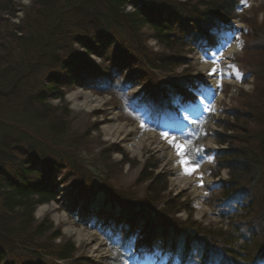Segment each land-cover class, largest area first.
Wrapping results in <instances>:
<instances>
[{"label":"trees","instance_id":"trees-1","mask_svg":"<svg viewBox=\"0 0 264 264\" xmlns=\"http://www.w3.org/2000/svg\"><path fill=\"white\" fill-rule=\"evenodd\" d=\"M239 1L32 0L24 17L16 23L11 20L16 11L9 8L10 0H0V45L6 48V52L0 53V99H5L0 114L23 96L26 110L36 120L44 122L52 135L63 134L69 124L70 110L65 104H51L45 89L55 92L56 98L63 102L59 72L75 67L90 71L72 48L73 43L80 45L86 54L100 55L103 49L110 52L112 59L126 60L131 66L155 68L158 64L157 68L172 70L183 62L173 63L176 59L173 56L149 49L145 43V26L164 49L172 52L178 45H190L189 38H197L198 32L206 33L215 25L216 18L232 17ZM128 4L134 9L127 10ZM247 22L249 36L242 72L252 74L254 87L250 94L244 95L233 114L236 120L231 129L233 135L219 141L227 143L228 148L219 152L220 161L214 172L218 175L225 168L230 174L228 188L221 190L213 205L216 216L229 221L228 229L190 224L176 234L173 227H155L145 212L135 213L129 205L120 213L122 220L130 221L145 234L153 233L154 244L175 253L182 263L256 264L264 255V19L260 23L255 18ZM17 53L21 55L14 66ZM41 73L45 77L38 79ZM43 79L47 80L44 88ZM25 80L24 86L29 88L21 90ZM175 84L182 87L181 83ZM105 92L111 93L107 89ZM109 152L105 155L102 151L99 155L103 165L110 163ZM35 154L51 168L64 166L67 171L83 175L80 178L86 187L90 182L87 172L71 154L56 155L52 149L38 148L35 143L25 146L22 136L3 133L0 136V264H24L27 260L38 263L44 256L80 264L74 257V243L47 218L37 221L34 217L37 204L56 198L55 190L34 167ZM124 163L130 160L124 157L114 165ZM148 168L150 171L146 172ZM155 168L147 164L139 176L141 182L150 180L147 195L151 200L167 189L165 177L156 175ZM169 205V202L165 204L167 213L175 214L179 210L170 209ZM109 248L113 255L110 264L113 261L122 264L125 259L121 247L110 245ZM55 261L53 264H58Z\"/></svg>","mask_w":264,"mask_h":264},{"label":"rangeland","instance_id":"rangeland-1","mask_svg":"<svg viewBox=\"0 0 264 264\" xmlns=\"http://www.w3.org/2000/svg\"><path fill=\"white\" fill-rule=\"evenodd\" d=\"M132 1L130 0V3ZM191 1L195 3L199 0ZM10 2L9 8L16 11L11 20L17 23L24 17L32 0ZM140 4L137 2L136 5ZM248 4L249 6L245 7L239 1L232 17L216 18L215 25L206 33L198 32L197 38H189L190 45H178L172 52L164 49L152 35L149 27L145 26L143 29L146 34L145 43L149 49L173 56L176 58L173 63L183 62L172 70L157 68L158 64L155 68L150 65L131 66L126 60L112 59L110 52L103 49L100 55L86 54L80 45L73 43L72 48L85 61L90 71L75 67L59 72L60 87L64 91L63 102L56 98L55 92L45 89L51 104H65L70 110L69 124L63 134L52 135L44 122L36 120L26 110L22 101L23 96H19V101L15 105L1 112L0 136L9 132L14 136H22L25 146L27 143H35L38 148H47L48 151L52 149L56 155L71 154L87 172L90 182L86 187V182L80 178L83 175L78 176L75 172L67 171L64 166L51 168L37 154L34 155V167L56 192L54 200L35 206L34 217L37 221L47 218L66 239L74 243L76 247L74 257L78 263L110 264L109 259L113 255L109 246L112 245L121 247L127 264L143 263L136 261L140 257L136 252L139 246L144 248L147 256L163 257L165 264H193L180 262L175 253L154 244L153 233L145 234L130 221L122 220L120 213L125 205L132 207L135 213L145 212L155 227L158 225L164 228L173 227L176 234L190 224L215 230L228 229L229 221L217 217V210L213 205L219 198L221 190L228 188L230 174L225 168L219 170L218 175H214V172L220 161L219 152L228 148L227 143L219 141L233 135L231 129L236 124L233 114L238 111L244 95L250 94L254 87L252 74L244 75L242 72V59L249 36L247 20L255 18L260 23L264 19V0H248ZM126 9L131 10L132 7L127 5ZM163 16H167L166 12H163ZM222 34L232 36V46L237 49L234 61L227 63L232 76L216 78L223 83L220 89H201L198 84L189 80L193 75L192 64L196 59L205 58L204 51H199L197 46L207 40L211 47L215 48L214 44L223 40ZM4 52L6 48L0 45V53ZM20 55L21 53H17L13 60L14 66ZM44 77L43 73L38 75V79ZM175 81L181 83L182 87L177 86ZM26 83V80L23 81L21 90L29 88V85L24 86ZM46 83L47 80L43 79V88L46 87ZM193 85L199 86L197 100L203 99L202 111L186 115L183 113L187 120L184 118L174 120L176 112L182 114V110L177 106L178 94L184 90H191ZM106 89L111 93L105 92ZM76 91L82 95L70 100L68 97L74 96ZM217 97L222 101H218ZM3 103L5 99L1 98L0 106ZM108 115L117 117L113 129L117 130L121 126L132 132L137 129L138 133L135 136H127L129 139H121L123 136L121 132L109 133L107 126L110 122L102 121V118ZM146 122L153 127L141 128ZM162 125L173 127L167 132L170 140L175 137L180 144L191 140L193 155L200 164L199 169L192 175L182 174L180 158L172 145L160 158L157 156L159 152L153 154L141 149L136 143L140 139H146L150 133L156 136L164 133ZM136 127H140V130ZM181 128L183 131H178ZM196 149L203 151L197 153ZM102 151L105 155L110 151L108 165H103L99 160ZM124 157L128 158L130 163L114 165ZM147 164L156 166L154 173L163 175L167 181L166 191L152 200L147 195L150 180L142 182L139 180L140 173ZM175 168L179 173H176ZM149 171L148 168L146 172ZM167 202L170 203V209L179 210L175 214L167 213L165 211ZM52 206L60 208L54 210ZM75 221L97 222L94 232L99 234L96 246L102 253L100 258H95L96 252L82 249L75 233L78 227L74 224ZM130 238L135 241L131 247V255L128 248ZM52 261L55 260L44 256L38 263L27 260L24 264H53ZM69 261L55 262L67 264ZM256 264H264V255Z\"/></svg>","mask_w":264,"mask_h":264},{"label":"bare ground","instance_id":"bare-ground-1","mask_svg":"<svg viewBox=\"0 0 264 264\" xmlns=\"http://www.w3.org/2000/svg\"><path fill=\"white\" fill-rule=\"evenodd\" d=\"M223 40H221L219 43L214 44L216 46L215 48L211 47V43L209 41H204L203 44H199L198 50L204 51L205 58L204 59H196L194 64H192V70L193 75L189 77V80L193 83H196L200 86L201 89L209 90L210 88H216L220 89L222 87L223 83H220L216 78L219 77H231L232 73L228 70L227 63H232L234 59L236 58L237 49L235 46H232V36L227 34H222ZM207 47L208 49H212V51H208V49H205L204 47ZM213 68L217 69V72L213 75H209L208 73L211 72ZM226 84L228 81L225 82ZM199 94V93H198ZM81 92L76 91L74 93V96H69L68 98L70 100H73L75 98H79L81 96ZM89 96V95H88ZM198 97V96H197ZM216 96H214L215 98ZM217 100L220 99L217 97ZM198 101V100H197ZM222 101V100H220ZM178 107L182 110V114L179 112H176L173 117L174 120H177L179 118H184V115L191 113V112H197L199 113L202 111V106L198 102H194L193 100V91L192 90H184L182 93L180 92L178 94ZM184 113V115H183ZM117 117L108 115L102 118L103 122H110V125L107 126V131L109 133L112 132V134H120V132L123 134L121 136V139H129L131 136H135V134L138 133L137 129L128 130L124 127H118L117 130L113 129V123L114 120H116ZM152 126L150 123H144L142 127H149ZM163 126V125H162ZM153 127V126H152ZM156 128V126H154ZM164 132H168L173 127L169 125H164ZM138 130H140V127H136ZM116 134V135H117ZM114 135V136H116ZM130 136V137H127ZM150 139L152 141H150ZM160 139V140H159ZM168 139H165L162 137V135L156 136L154 134H148L146 139H140L138 142V146L141 149H144L146 151H150L153 154L156 152L158 153V157H163L165 155V151L167 148H169L171 145L168 143ZM157 143V144H152ZM177 171L176 173H179V170L175 168ZM54 210H57L60 208V206H52L51 207ZM75 225H77L76 235L78 236V241L80 245L82 246L83 250H86L88 252H96L95 258H100L102 256V253H100V250L98 248L97 243L99 240V234L94 232V229L97 228V222H91V221H82V222H74ZM102 228H100V231ZM136 252L140 254V257L137 258L136 261H143L142 264H165V260L163 257L153 258L151 256H147L145 254V250L142 246H139L136 248Z\"/></svg>","mask_w":264,"mask_h":264},{"label":"snow or ice","instance_id":"snow-or-ice-1","mask_svg":"<svg viewBox=\"0 0 264 264\" xmlns=\"http://www.w3.org/2000/svg\"><path fill=\"white\" fill-rule=\"evenodd\" d=\"M240 2L245 6V7H248L249 4H248V0H240ZM217 72V69L216 68H213L211 70L210 73H208L209 75H213ZM237 78H239V76H237ZM193 91V100L194 102H198L200 104H203V99H199L197 101V94L199 93L200 89H199V86L197 85H193L192 86V89ZM185 120H187V117H184ZM193 123H195V121H193ZM143 126V125H142ZM178 131H183V129H178ZM162 137L165 138V139H168V133L164 132V133H161ZM168 143L170 145H172L173 147L176 148L177 150V155L178 157L180 158L179 159V163L181 165V168H182V174L184 175H192L194 172H196L199 167H200V164L198 161H196L195 159V156L193 155V148H192V142L191 140H187L185 142V144H180L177 142V138H173L171 140H168ZM203 149H196V152L197 153H200L202 152ZM201 186H202V179H201ZM135 241L134 239H129V242H128V248H129V255H131V247L134 245ZM118 255L120 253H117ZM112 264H115V262L113 261ZM122 264H127V261H123Z\"/></svg>","mask_w":264,"mask_h":264},{"label":"built area","instance_id":"built-area-1","mask_svg":"<svg viewBox=\"0 0 264 264\" xmlns=\"http://www.w3.org/2000/svg\"><path fill=\"white\" fill-rule=\"evenodd\" d=\"M130 7H132V9L131 10H133L134 8H133V5L132 4H128Z\"/></svg>","mask_w":264,"mask_h":264}]
</instances>
